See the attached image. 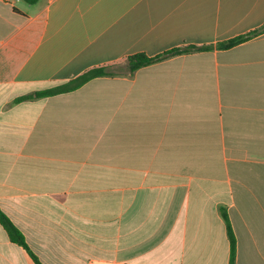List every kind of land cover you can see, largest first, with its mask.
<instances>
[{
  "label": "crops",
  "instance_id": "1",
  "mask_svg": "<svg viewBox=\"0 0 264 264\" xmlns=\"http://www.w3.org/2000/svg\"><path fill=\"white\" fill-rule=\"evenodd\" d=\"M220 208L264 264V0H0V210L42 264H230ZM0 264H36L1 224Z\"/></svg>",
  "mask_w": 264,
  "mask_h": 264
},
{
  "label": "trees",
  "instance_id": "2",
  "mask_svg": "<svg viewBox=\"0 0 264 264\" xmlns=\"http://www.w3.org/2000/svg\"><path fill=\"white\" fill-rule=\"evenodd\" d=\"M29 5H34L39 2V0H24ZM249 36H240L237 38H234L232 40L222 42L217 45V48L220 50H228L233 47H236L248 40ZM213 49V46H202V47H188L185 49H177L173 50L171 52H168L164 55L157 56L154 58H150L144 54H138L134 55L127 60V69L130 73H134L138 69L142 67H146L149 65H152L154 63H157L159 61H162L169 56H175L180 55L184 53H190L192 51H209ZM120 72H113L110 71L109 67H102V68H96L93 70H90L89 72L85 73L84 75L80 76L79 78L72 80L68 83L56 86L51 89L35 92L30 95H26L20 98H17L14 103H20L23 101H29V100H35V99H43L48 97H53L56 95L66 94L73 91H76L77 89L81 88L83 85L88 83L89 81L98 78V77H105V76H115L118 75ZM221 215L226 223L227 226V232L230 239V245H231V253H230V264H235L236 261V237L230 222V218L227 212L226 208H220ZM0 224L2 227L6 230L8 233V236L10 240L21 247H23L33 258L36 264H42L38 258L35 256V254L31 251L29 248L25 237L21 233V231L14 225V223L10 220V218L0 210Z\"/></svg>",
  "mask_w": 264,
  "mask_h": 264
},
{
  "label": "rangeland",
  "instance_id": "3",
  "mask_svg": "<svg viewBox=\"0 0 264 264\" xmlns=\"http://www.w3.org/2000/svg\"><path fill=\"white\" fill-rule=\"evenodd\" d=\"M117 67H119V66H113V67L111 68V70H117Z\"/></svg>",
  "mask_w": 264,
  "mask_h": 264
}]
</instances>
